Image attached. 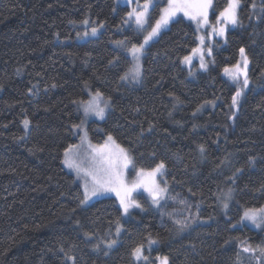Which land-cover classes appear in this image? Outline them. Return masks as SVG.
Listing matches in <instances>:
<instances>
[{
  "label": "trees",
  "instance_id": "16d2710c",
  "mask_svg": "<svg viewBox=\"0 0 264 264\" xmlns=\"http://www.w3.org/2000/svg\"><path fill=\"white\" fill-rule=\"evenodd\" d=\"M165 1L156 0L150 24ZM227 2L213 0L211 19ZM252 3L240 0L238 24L204 42L212 49L206 69L184 64L205 46L193 21L177 15L144 48L133 84L121 77L132 66L128 49L144 36L125 23L131 7L0 0V264H158L165 256L168 264H264L259 252L243 251L264 247V229L240 222L245 210L264 208V0ZM85 20L102 28L76 41ZM241 48L250 83L233 107L236 88L224 69L240 63ZM97 91L109 109L88 123L90 140L112 135L136 169L163 161V207L140 197L141 208L124 215L114 194L81 204L82 186L63 157L78 141L79 102ZM141 244L148 259L136 262Z\"/></svg>",
  "mask_w": 264,
  "mask_h": 264
},
{
  "label": "snow or ice",
  "instance_id": "6c2138e0",
  "mask_svg": "<svg viewBox=\"0 0 264 264\" xmlns=\"http://www.w3.org/2000/svg\"><path fill=\"white\" fill-rule=\"evenodd\" d=\"M129 3L132 0H128ZM240 5V0H228L227 6L216 17V24L210 25L209 23V10L213 8V0H167V5L160 8L159 18L155 20L154 24L149 23V10L150 7H158L156 0H144V3L140 5L137 3V7L127 13L129 19L134 18V22L138 28L144 29L145 25L150 27L147 35L144 37V44H147L153 37L157 36L162 29L166 28L170 22L177 16L178 13H183L185 17L197 24L198 29L203 26L211 27L213 34L217 36H225L226 25L231 24L233 26L238 24L237 11ZM251 7L255 9L256 3L253 0ZM261 11H264V3H262ZM87 24L88 21H83ZM127 23V21H125ZM102 27V25H101ZM98 29L93 27L91 29V35L95 36ZM89 33L85 32L87 36ZM201 45H204L205 37H199ZM117 44H123V41H116ZM144 45L137 46L133 44L128 51L132 56L139 60V54L142 52ZM194 53H200V67L206 69L207 64L204 60V49H193ZM244 48L240 49L241 56L243 57V68L240 64L234 65L232 68H225L224 72L230 77V79L239 85L235 94L232 96V106L237 107L239 98L242 96L243 90L249 87V78L247 74L248 58L244 55ZM207 55H212V49L207 48ZM186 63H191V57H184ZM140 75V66L137 64L133 69V79H137ZM241 77H243L241 81ZM121 79H127V75L121 77ZM54 86V85H53ZM103 94L99 91L88 101H80V105L83 108L84 116L87 118L90 115L103 120L105 118L107 102L104 106H101ZM207 103V102H206ZM25 128L27 129L29 121L25 119L23 121ZM84 121L81 122L83 124ZM74 127H80V125H74ZM83 149V152L81 151ZM205 149L203 145L200 146V151ZM87 163V166H85ZM64 164L73 169L77 176H83L84 183V198L81 200V204L87 203L92 197H98L105 195L106 193H115L119 200L120 208L124 215L129 213L131 208H141V204L132 198V194L139 189H143L151 197L152 204L158 208L163 207L161 201L165 199L167 195L166 182L165 186H161L157 177L162 176L166 167L163 161H160L151 169L135 168L134 160L129 151L121 147L116 143L112 135H108L107 139L102 144H92L87 138V131L81 137L80 145H70L65 150ZM132 168L135 171V176L131 181L126 178L127 171ZM241 169H237V172ZM231 189L225 194V198H230ZM183 203V201H181ZM224 207L227 208L228 204L225 203ZM248 221L254 224L257 228L264 225V208L255 209L250 208L245 210L240 222ZM118 223V222H117ZM176 224L180 225L181 229L188 225L183 221L177 220ZM235 227V225H233ZM117 234L120 232V227L116 229ZM149 244H155L157 241L149 239ZM116 243L115 240L110 241L107 247L111 248ZM227 243V242H226ZM98 248L99 245H96ZM63 251V249H61ZM244 252H259L260 257H264V247L257 246L256 249L251 247H244ZM132 255L136 260L144 259L147 261L148 257L143 255V245H138L132 250ZM68 259L75 260L74 257L69 256ZM161 260V264H168V257H157Z\"/></svg>",
  "mask_w": 264,
  "mask_h": 264
},
{
  "label": "rangeland",
  "instance_id": "374dc122",
  "mask_svg": "<svg viewBox=\"0 0 264 264\" xmlns=\"http://www.w3.org/2000/svg\"><path fill=\"white\" fill-rule=\"evenodd\" d=\"M116 2H117L118 4H120V5H127V6L131 7V8H130V11H132L133 8H136V7H137V3H139L140 5H142V4L144 3V2H137L136 0H132L131 3H129L128 0H116ZM165 3H166V5H167V0L165 1ZM151 9H152V7H150V10H151ZM150 10H149V12H150ZM211 12H212V9L209 10V23H210V25H215V24H216V18L211 19ZM180 14L183 15V13H178L177 15H180ZM185 18H187V17H185ZM149 23H150V22H149ZM193 23L197 26V24H196L195 22H193ZM127 24H130V25L135 26L140 32H142V34H143L144 37L147 35L148 31H150V27H148V25H145V28H144V29H140V28H138L137 25H136L135 22H134V18H133V19H128ZM127 24H126V25H127ZM153 24H154V23H153ZM79 26H80L81 28H83V29H82L81 32H79V33L77 34V36H76V38H75L76 41H84V40H86V39H88V38H90V37H93V36L91 35V29H92V28H89V27H88V23H87V24H84V23L82 22ZM101 28H102L101 26H100L99 28H97V29H98L97 34H98V32L100 31ZM164 29H165V28H164ZM162 30H163V29H162ZM162 30H161V32H162ZM198 30H199V37H200V36H204V37H205V42L207 41V39H208V41H209V40H210V37L212 38L213 36H214V37H215V36L218 37L217 39H220V37H221V36H217V35L213 34L212 31H211V27H209V26H203V27H200ZM85 32H88L89 34H88L87 36H85V35H84ZM161 32H160V33H161ZM160 33H159V34H160ZM97 34H96V35H97ZM159 34H158L157 36L153 37L150 41H148L147 44H144V41H143V45H144V47H143L142 52L139 54V60H136V59L132 56V54L129 52V53H130V56L132 57V61H133V62H132V66H131V68L125 73L124 76L127 75V79H123V82H130V83H133V84H139V83L141 82V60H142V55H143V52H144V48L147 47L151 42L155 41V40L158 38ZM96 35H95V36H96ZM211 41H212V40H211ZM218 41H219L220 43H222V40H218ZM204 46H205V47H204V54H205V53L207 54V48H209V47H207V45H205V44H204ZM204 60H205V58H204ZM137 64H139V66H140V75H139V77H138L137 79H133V69L135 68V66H136ZM184 64L187 66L188 69H191V68H193L194 66H195L197 69H199L198 66H200V54H199V56H197V57L191 58V63H190V64H189V63H186V62H184ZM239 64H240L241 68H243V59L240 61ZM236 65H237V64H236ZM247 69H248V67H247ZM247 69H246V71H247ZM227 76H228V75H227ZM228 78H229V80L235 85V88H236V90H237V88L239 87V85H237L236 83H234V82L230 79L229 76H228ZM242 79H243V77H241V81H242ZM244 90H245V89H244ZM244 90H243V93H244ZM243 93H242V96H243ZM94 95H95V93L89 92V97H88V99L85 100V101L90 100ZM242 96L239 98L238 105H239L240 101L242 100ZM105 102H107V104H108V107L106 108V112H107V110L109 109V100L106 99V98L103 96V97H102V100H101V106H102V107L104 106V103H105ZM79 110H80V112H81V121H80V123L78 124V125H80V127H75L74 130H73V132H74L75 136L77 137L78 141H77V143H75V144H73V145H80V144H81V137L84 135V132L87 131V126H88V123H89L90 121H92V120L101 121V119H98L97 117H95V116H93V115H90V116H88L87 118H85V116H84V111H83V108L81 107V105H79ZM105 115H106V113H105ZM82 121H84L83 124H81ZM24 127H25V126H24ZM25 129H26V128H25ZM27 129H28V127H27ZM27 129H26V130H27ZM87 138H88L89 141H91L90 138H89L88 131H87ZM106 139H107V138H106ZM106 139H105V140H106ZM105 140H104V141H105ZM104 141L101 142V143H95V142H92V141H91V143H92V144H102V143H104ZM81 151L83 152V149H81ZM64 160H65V154H64V157H63V166L65 167V169H66L67 171H69L72 175L75 176V178H77V179L79 180V182H80V184H81V186H82L83 193H84V183H85V179H84V177H83L82 175L78 177V176H77V173H76L73 169L68 168V167L64 164ZM85 166H87V163H85ZM134 176H135V171H134L132 168H130V169L127 171V173H126V178H127L129 181H131V179H133ZM159 177H160V176L157 177L158 182H160V178H159ZM161 186H162V185H161ZM110 194H111V195H113V194L115 195V193H106L105 195H102V196L92 197L89 201H91V200H93V199H96V198H99V197L109 196ZM115 196H116V195H115ZM140 197H143L145 200H147V202L149 203V205H150L151 208L156 209V210L159 209L158 207H156V206H154V205L152 204L151 197H150V196L148 195V193L145 192L143 189H139V190H137L136 192H134V193L132 194V198L135 199L138 203L140 202ZM166 201H167V195H166L165 199L161 201V204L164 205ZM131 209H133V208H131ZM131 209H130V210H131ZM123 217H124V219L127 218V216H123ZM246 222H247V224L249 223L251 226H253V227H254L255 229H257V230H263V229H264V225H262L260 228H257V227H256L254 224H252L251 222H248V221H246ZM134 259H135V257H134ZM135 260H136V259H135ZM140 260H141V259H140ZM140 260H136V262H138V261H140ZM158 264H161V260L159 261Z\"/></svg>",
  "mask_w": 264,
  "mask_h": 264
}]
</instances>
